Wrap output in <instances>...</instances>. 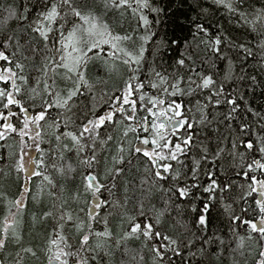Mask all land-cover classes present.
Wrapping results in <instances>:
<instances>
[{
	"label": "snow or ice",
	"instance_id": "obj_1",
	"mask_svg": "<svg viewBox=\"0 0 264 264\" xmlns=\"http://www.w3.org/2000/svg\"><path fill=\"white\" fill-rule=\"evenodd\" d=\"M185 3L191 40L159 35L155 0L0 2V174L17 186L0 264H264V3L210 0L242 37Z\"/></svg>",
	"mask_w": 264,
	"mask_h": 264
},
{
	"label": "trees",
	"instance_id": "obj_2",
	"mask_svg": "<svg viewBox=\"0 0 264 264\" xmlns=\"http://www.w3.org/2000/svg\"><path fill=\"white\" fill-rule=\"evenodd\" d=\"M2 2V0H0ZM85 3L91 4L94 2V0H84ZM201 2L204 4L205 7H208L210 9V15L209 19L211 21L210 27L213 32L216 31V28H218L220 25H223L224 29L227 33L242 37L243 29L237 28L235 26V21L233 19V22H229V18L222 9L215 8L214 5H211L210 0H201ZM155 3L160 5L161 7L165 8V12L162 13L160 17V24L158 27V32L161 37L167 36V38L171 39L173 37H179L181 40L185 36L188 37L189 40H191V37L188 33V25L187 24H181L180 21L185 19V16L182 15V13L187 15H193L194 13L190 12L187 6V3H185V6L179 10L175 8L176 0H155ZM262 3H264V0H253V4L256 7H259ZM173 12L176 13V15H173ZM179 17V19L177 18ZM151 18V17H150ZM109 23L112 24L113 28L117 31L123 34L126 31H131L133 27H135V21L131 18L130 14L127 18H122L118 13L116 14H109ZM180 51H183V48L179 49ZM177 52L173 50H169L167 55L165 56V59L168 63L172 62V58L177 56ZM131 178V177H129ZM39 178H36L33 181V191L36 190V183H38ZM122 183V181L120 182ZM0 192H7L9 198H12L15 196L17 192V186L14 182V177H4L2 174H0ZM117 196L122 198L123 197V189L119 188L117 190ZM50 204V201L45 198V207H47ZM4 211L3 202L0 201V217H2ZM35 212L37 217L40 215V208L34 206L29 200V208L25 215V223H24V235L25 239L31 241L33 244H39L43 236L45 234V231L48 227V224H42L39 222V219H37V222L35 225L32 224V213ZM214 223H219V219L217 218V213H213ZM119 218L118 216L114 215L111 217V224L112 227L115 228L118 226ZM146 260H149V254L145 251L144 253ZM127 259V258H125ZM115 260L117 264H119V261L121 260V256L119 253H117ZM204 264H231V258L228 254H225L220 260H217L215 256H210L207 260L204 261Z\"/></svg>",
	"mask_w": 264,
	"mask_h": 264
}]
</instances>
